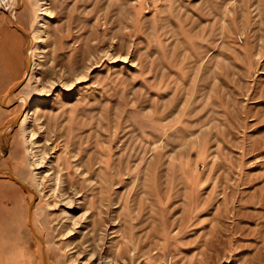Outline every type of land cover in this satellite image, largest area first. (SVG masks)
<instances>
[{
  "label": "rangeland",
  "instance_id": "374dc122",
  "mask_svg": "<svg viewBox=\"0 0 264 264\" xmlns=\"http://www.w3.org/2000/svg\"><path fill=\"white\" fill-rule=\"evenodd\" d=\"M43 2L0 0V264H264V0H46L35 54Z\"/></svg>",
  "mask_w": 264,
  "mask_h": 264
},
{
  "label": "bare ground",
  "instance_id": "6f19581e",
  "mask_svg": "<svg viewBox=\"0 0 264 264\" xmlns=\"http://www.w3.org/2000/svg\"><path fill=\"white\" fill-rule=\"evenodd\" d=\"M43 3H44V5L42 7V9H43L42 10V13L43 14L41 15V20H40V22L38 24V30H37L38 31L37 32V45L35 47V54H37V51H38L37 49L39 47V41H41L43 39V28L45 27V18H44L45 16H44V13H46L48 11V6L46 5V0H44ZM35 63H36V60L34 59L32 61V63H30L31 68H34ZM33 113H34V109L33 108H28L24 112V114L22 115V117H21L22 123L23 124H26L28 122V120L31 118V116L33 115ZM25 129H26V136L27 137L32 136V131L27 127V125H25Z\"/></svg>",
  "mask_w": 264,
  "mask_h": 264
},
{
  "label": "water",
  "instance_id": "95a60500",
  "mask_svg": "<svg viewBox=\"0 0 264 264\" xmlns=\"http://www.w3.org/2000/svg\"><path fill=\"white\" fill-rule=\"evenodd\" d=\"M17 118H18V117H17ZM17 118H16V119H17ZM16 119L13 121V125L16 123V121H17ZM12 127H13V126H12ZM4 132H5V131H4ZM4 132H3V133H4Z\"/></svg>",
  "mask_w": 264,
  "mask_h": 264
}]
</instances>
